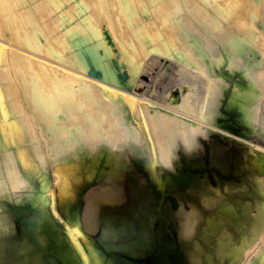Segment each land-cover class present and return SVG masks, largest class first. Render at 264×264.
<instances>
[{
	"label": "rangeland",
	"instance_id": "1",
	"mask_svg": "<svg viewBox=\"0 0 264 264\" xmlns=\"http://www.w3.org/2000/svg\"><path fill=\"white\" fill-rule=\"evenodd\" d=\"M54 68L96 87L74 100L104 115L97 130L40 108ZM261 165L264 0H0V264L26 263L17 244L37 219L53 230L40 264H264ZM120 212L134 223L116 233Z\"/></svg>",
	"mask_w": 264,
	"mask_h": 264
},
{
	"label": "bare ground",
	"instance_id": "2",
	"mask_svg": "<svg viewBox=\"0 0 264 264\" xmlns=\"http://www.w3.org/2000/svg\"><path fill=\"white\" fill-rule=\"evenodd\" d=\"M205 2V1H204ZM222 6V5H221ZM224 17V15H222ZM218 26V25H217ZM220 27V25H219ZM222 27V26H221ZM223 28V27H222ZM234 42H235V48H236V51L235 53L234 52H231L229 49H228V53H232L234 56H243L245 58V62H246V66H248L249 64L247 63V60H246V52L248 50V46H249V41H247L245 44L247 45H243V43L241 42V40L239 38H235L234 39ZM76 45V44H75ZM98 46V45H97ZM82 48V47H81ZM89 48V47H88ZM92 48V47H91ZM80 50V49H79ZM93 50V48H92ZM96 50V49H95ZM83 51V49H82ZM256 51V49H255ZM95 52V51H94ZM84 53V52H83ZM83 55V54H82ZM81 55V56H82ZM85 55V54H84ZM99 57V56H98ZM83 58V57H82ZM232 58V55L229 54V56L226 58V60H230ZM84 59V58H83ZM89 60V59H88ZM87 60V62H88ZM100 61V60H99ZM40 62V61H39ZM38 62V63H39ZM85 62V60H84ZM85 63L87 64L86 68H88V63ZM43 63V62H42ZM100 65H102L101 63H99ZM90 65V64H89ZM103 66V65H102ZM105 66V65H104ZM101 67V66H100ZM51 68V66L49 67ZM54 70L57 72V74H51V70H49V72L47 73V78H49V80L51 81V79L54 81V94H51V92H47L45 93V95H40L39 94V89H36V93H35V96L37 97L38 99V102H39V106L40 108L46 112H48L50 115L52 114L56 120H59V121H55L56 123V126H58L59 128L63 129V127H65V120L67 119L68 117V114L69 112L72 113L73 110H78L79 112L76 114V116L72 117V119H74V121L76 122V124H70L68 125L69 127V130L73 133V134H77L78 131H84L85 127L83 124H81L82 122H85L86 121H90L91 124H93V126L91 127V129H94V130H97L100 126V123L99 122H102L104 121L105 117L104 115H100V119L98 120L99 122L97 124H95L93 122V114L91 112H87V111H83V104L82 102L80 101V99L76 98L78 94L80 93H83L82 95H85L87 96L88 98H94L97 94V90H96V87L93 85V83L89 82L88 80H86L85 78H83L82 76H78L76 74H69V73H66L64 72L63 70H57V68H54ZM104 70V68L102 69ZM44 71V70H43ZM61 72L60 74L58 72ZM110 71L106 69V72L104 74V77L105 79L107 78H113V77H116L113 75V73H109ZM83 74V73H82ZM43 75V74H42ZM52 75V76H51ZM81 75V74H80ZM110 75H113L110 76ZM257 79V77H256ZM259 80V79H258ZM104 82V80H102ZM112 81V80H111ZM46 82V81H45ZM78 83V84H74V83ZM115 81H113L114 83ZM116 83V82H115ZM109 84V83H108ZM117 84V83H116ZM48 86V85H47ZM109 86V85H108ZM118 86V85H117ZM110 87V86H109ZM244 87V86H243ZM112 88V87H110ZM114 88V87H113ZM246 88V87H245ZM249 88V87H248ZM245 90V89H244ZM50 91V90H49ZM119 91V90H118ZM248 91V90H247ZM242 92V91H241ZM101 93L102 95L104 96V98L112 103L115 104V106H119L118 107V110H120V107L121 108H124L125 111L127 112V109H128V106L130 108H135L136 105H135V102L129 98H126L124 95L122 94H117V93H113L110 92L109 90L106 91L105 89H101ZM123 93V92H122ZM253 94V92H251ZM99 94V93H98ZM236 97V96H235ZM101 97L99 96V99ZM191 98V97H190ZM241 98V97H240ZM197 99V98H196ZM243 99V98H242ZM257 99V98H256ZM244 100V99H243ZM247 100V99H246ZM256 101V100H255ZM249 102V100H248ZM106 103V102H105ZM241 103V102H240ZM239 103V104H240ZM254 103V102H252ZM195 104V103H194ZM250 104V103H249ZM197 105V104H196ZM107 106V105H105ZM3 115H4V118L5 119H8V116L10 114V112H8V110L6 108H3ZM117 109V108H116ZM123 109V110H124ZM119 112V111H118ZM74 115V113H72ZM71 114V115H72ZM199 115V113H198ZM62 119V120H61ZM201 122V121H200ZM123 124H128V120H124V122L122 121ZM8 126L10 127L11 129V132H8L5 128L3 133H4V136L5 138H7L8 136L12 135L14 133V131H12V125L8 123ZM105 127V126H104ZM192 128V127H190ZM87 129V128H86ZM96 134H99V132H97ZM87 137V136H86ZM11 138V137H9ZM78 140L82 139V136L80 134L77 135L76 137ZM197 139V138H196ZM97 141V140H96ZM159 141V140H158ZM196 141V140H195ZM147 142V141H146ZM137 144V143H135ZM189 144V143H188ZM8 143L6 141V143L3 142V146L4 147H8ZM139 145V143H138ZM141 145V144H140ZM146 145V144H144ZM191 145V144H190ZM119 146H122L121 144H119ZM127 146V145H126ZM142 146V145H141ZM109 147V146H108ZM144 147V146H143ZM188 147V145H187ZM111 148V147H110ZM145 148V147H144ZM112 149V148H111ZM115 149V148H114ZM113 149V150H114ZM116 150V149H115ZM169 151H170V147L169 146H165L164 147V154L167 156L169 154ZM261 162V160H260ZM257 163V162H256ZM258 164V163H257ZM23 165V164H22ZM260 165V164H259ZM258 165V166H259ZM257 166V165H256ZM257 166V167H258ZM24 167V166H23ZM25 168V167H24ZM260 168L264 171V165H261ZM27 170V169H26ZM29 171V170H27ZM26 172V171H25ZM23 173V172H22ZM29 180V179H28ZM30 181V180H29ZM33 200V199H32ZM48 200V199H47ZM46 200V201H47ZM25 202V201H24ZM43 202V201H42ZM40 201L38 202L35 201L34 202V209L36 210L37 208V205H39ZM46 204V203H45ZM43 203V205H45ZM43 205H41V207L43 208H46L44 207ZM139 205V204H137ZM135 205L133 208H131V214L133 217H138L141 213V210H140V207H139V210H138V206ZM264 206V205H262ZM142 208V207H141ZM234 209V208H233ZM232 209V210H233ZM222 211V210H221ZM224 212V211H223ZM3 213V212H2ZM222 213V212H220ZM229 215V213H228ZM1 216V215H0ZM5 216L3 215L2 218H4ZM228 217V216H227ZM34 218V217H33ZM36 218V217H35ZM230 219V218H228ZM239 219V218H238ZM215 220V219H214ZM4 221V219H3ZM1 220V222H3ZM230 221V220H229ZM35 222V226L38 225V228L37 229H33L31 230L30 229V233L28 232V235H23L24 238H25V241H23L22 243L20 242L19 244H17V246H19V250L20 248H24L25 249V257L27 258L26 259V263L25 264H40V261H41V258H43V256L41 255V252H43V250H48L47 247L45 246H48L51 241H52V236H53V230H49L46 226V224H44L43 222H39L38 219L36 221H33V223ZM222 223L224 221H221ZM134 223V220L132 219V217L129 216L128 213L126 212H120V213H117V214H110L107 221H106V224H107V228L108 229H111V230H114L116 233H123L126 228L130 227L131 225H133ZM228 223V222H227ZM233 224V223H232ZM240 224V222H239ZM0 225L2 226V223H0ZM3 225H6L4 222H3ZM224 225V224H223ZM261 226L263 224H260ZM213 226V225H212ZM3 227V226H2ZM210 227V226H209ZM208 227V228H209ZM222 227V226H221ZM263 227V226H262ZM4 228V227H3ZM205 229V228H204ZM207 229V228H206ZM263 229V228H262ZM3 230V231H2ZM1 231L2 232H7V229H2ZM5 230V231H4ZM26 230V231H27ZM212 230V229H211ZM0 231V232H1ZM205 231V230H204ZM208 230H206L207 232ZM210 231V230H209ZM209 231H208V234H209ZM264 231V230H263ZM27 233V232H26ZM216 233V232H215ZM213 233V234H215ZM24 234V233H23ZM212 234V235H213ZM4 235V234H3ZM6 235V234H5ZM1 236V235H0ZM3 238V236H2ZM206 238V237H205ZM208 238V237H207ZM212 238V237H211ZM1 240V239H0ZM247 240V239H246ZM4 241V239L2 240ZM6 241V240H5ZM15 241V240H14ZM17 241V240H16ZM15 241V243H16ZM208 241V239H207ZM211 241V240H210ZM244 241V240H243ZM8 242V241H7ZM12 242V241H11ZM222 242V241H221ZM224 242V241H223ZM230 242V241H229ZM248 242V241H247ZM246 242V243H247ZM2 243V242H1ZM211 243V242H210ZM209 243V244H210ZM8 244V243H7ZM13 244V243H12ZM5 244H3L4 246ZM238 245V244H237ZM236 245V246H237ZM252 245V244H251ZM2 246V245H1ZM0 246V248H1ZM239 246V245H238ZM242 247V246H241ZM54 248V247H53ZM52 248L51 246V251H54V249ZM245 248V247H243ZM250 248V247H249ZM3 249V248H2ZM10 249V248H9ZM222 249V248H221ZM5 250V249H3ZM2 250V252H3ZM12 250V249H11ZM242 250V249H241ZM9 251V250H8ZM18 251V250H17ZM224 251V250H223ZM222 251V252H223ZM1 252V253H2ZM7 251H5L6 253ZM13 252V250H12ZM16 252V251H15ZM247 252V250H246ZM0 253V255H1ZM4 253V252H3ZM2 253V257L4 256V254ZM11 253V252H10ZM17 253V252H16ZM13 254V253H12ZM223 254V253H222ZM6 255V254H5ZM10 255V254H9ZM18 255V254H17ZM8 256V255H7ZM6 256V257H7ZM13 256V255H11ZM23 256V257H24ZM52 256V254H51ZM223 256V255H222ZM1 257V258H2ZM236 257V256H235ZM245 257V256H244ZM5 259V257H3ZM11 258V257H9ZM17 258V257H16ZM74 260H79V258H77L76 256H74ZM226 258V257H225ZM4 259H1L2 261H5ZM13 259V258H12ZM19 259L18 261L20 262L21 261V258H17ZM17 259L14 258L15 262L17 261ZM209 259V258H208ZM211 259V258H210ZM0 260V262H1ZM10 260V259H9ZM24 261V260H23ZM12 263L13 261H8V263ZM240 262V261H239ZM7 263V262H5ZM10 263V264H11ZM18 263V262H17ZM13 264V263H12ZM241 264V263H239Z\"/></svg>",
	"mask_w": 264,
	"mask_h": 264
},
{
	"label": "crops",
	"instance_id": "3",
	"mask_svg": "<svg viewBox=\"0 0 264 264\" xmlns=\"http://www.w3.org/2000/svg\"><path fill=\"white\" fill-rule=\"evenodd\" d=\"M5 128H7L6 130H7L8 132H11V129H10V127L8 126V122H7V125L3 127L2 132L4 131ZM3 135H4V133H3Z\"/></svg>",
	"mask_w": 264,
	"mask_h": 264
}]
</instances>
